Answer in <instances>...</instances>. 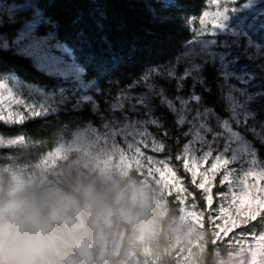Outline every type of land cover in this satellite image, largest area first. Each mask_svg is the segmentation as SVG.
Here are the masks:
<instances>
[{"label": "rangeland", "instance_id": "1", "mask_svg": "<svg viewBox=\"0 0 264 264\" xmlns=\"http://www.w3.org/2000/svg\"><path fill=\"white\" fill-rule=\"evenodd\" d=\"M224 8L228 11L213 35L198 34L199 17H191L187 27L192 38L180 53L121 89L99 126L78 128L32 166L0 167V188L8 176L10 189L66 180H105L143 189L162 216L156 238L133 248L126 264H199L206 230L216 244L217 264H264V162L254 145L257 141L264 146V123L255 120L252 109L257 96L264 95V0H207L204 32L211 31L209 21ZM258 17L262 20L255 26ZM15 22H20V30L9 43L0 39V48L27 57L45 75L72 85L78 92L75 106L89 104L97 112L94 95L99 89L82 80V68L54 32L40 34L47 21L35 4L0 0V25ZM206 65L214 67L222 80L228 114L224 119L194 96L179 93L187 80L201 81ZM68 92L0 75V122L15 125L55 113L69 102ZM160 107L173 116L185 138L175 161L162 155ZM145 130L149 136L133 134ZM16 143L0 137V147ZM185 146L191 158L183 154ZM214 188H222L221 193L214 194ZM169 198L177 214L162 228Z\"/></svg>", "mask_w": 264, "mask_h": 264}, {"label": "trees", "instance_id": "2", "mask_svg": "<svg viewBox=\"0 0 264 264\" xmlns=\"http://www.w3.org/2000/svg\"><path fill=\"white\" fill-rule=\"evenodd\" d=\"M6 4L22 5L32 2L40 10L47 24L40 34L54 32L56 39L65 45L83 70L82 80L94 83L99 94L94 98L95 112L89 104L75 106L78 92L59 78L45 75L36 69L27 57L11 49L0 48V75L11 74L20 82L45 90L68 88V103L59 111L28 119L20 124L0 122V137L17 140L15 145L0 147V167L13 169L36 164L57 143L86 124L99 126L109 117V102L121 89L131 86L145 71L161 67L172 61L182 46L192 38L187 27L191 17L198 18L206 9L207 0H3ZM255 15V14H254ZM253 14L251 15V17ZM262 17L256 18L258 26ZM20 22L0 25V39L8 43L20 30ZM183 95L194 96L218 118L228 116L222 97V80L214 67L203 68L201 81L187 80ZM184 89V92H183ZM71 91V92H70ZM164 131L162 155L175 161L185 143L183 131L177 128L173 116L160 107ZM254 118L264 123V95L252 103ZM246 137L251 138L246 132ZM259 158L264 162V146L254 142ZM177 173L187 179L179 166ZM2 189L8 190L5 176ZM214 188L213 193H221ZM199 200V192H195ZM200 202V200H199ZM201 203V202H200ZM168 212L161 220L165 227L176 214V204L167 200ZM161 233L159 238L162 239ZM205 250L199 264H217L214 259L216 244L210 232L205 231Z\"/></svg>", "mask_w": 264, "mask_h": 264}, {"label": "clouds", "instance_id": "3", "mask_svg": "<svg viewBox=\"0 0 264 264\" xmlns=\"http://www.w3.org/2000/svg\"><path fill=\"white\" fill-rule=\"evenodd\" d=\"M161 216L145 190L105 180L0 188V264H126Z\"/></svg>", "mask_w": 264, "mask_h": 264}, {"label": "snow or ice", "instance_id": "4", "mask_svg": "<svg viewBox=\"0 0 264 264\" xmlns=\"http://www.w3.org/2000/svg\"><path fill=\"white\" fill-rule=\"evenodd\" d=\"M209 2H211V3H216L217 0H209ZM227 11H228V8H224L222 12L218 11V12L212 17V19L209 21V23L211 24V31H210V32H204V31H203V26L205 25V18L209 16V13H207L206 11H205V12H201V14H200V16H199V22H200V25H201V31H200V32H197V31H195V30H193V31H194V32H197V33L200 34V35H201V34H204V35H213V34H214V30L217 29V28H219V27H221L220 18H221L222 15H223L224 13H226ZM201 16L204 17V20H203V21H201V19H200ZM213 25H216V26L214 27ZM124 130H125V129H123V128L121 129V131H124ZM141 132L143 133V136H144V137L149 136V133H148L146 130H145V131L135 132V133H133V134H134V135H137V134H139V133H141ZM206 151H210V150H205V151H203V153L206 152ZM183 154H187V155H189L190 158H191V156L193 155V154L189 153L187 146H185V149H184V151H183ZM183 154L180 155V159H183ZM206 164H207V162H206L204 165H206Z\"/></svg>", "mask_w": 264, "mask_h": 264}]
</instances>
